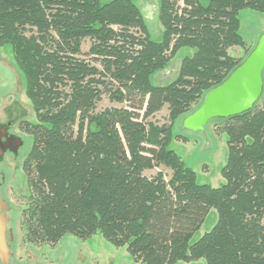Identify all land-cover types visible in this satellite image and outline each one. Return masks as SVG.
<instances>
[{
  "label": "trees",
  "instance_id": "1",
  "mask_svg": "<svg viewBox=\"0 0 264 264\" xmlns=\"http://www.w3.org/2000/svg\"><path fill=\"white\" fill-rule=\"evenodd\" d=\"M245 8L264 12V0H159L154 41L133 0H0V46L12 45L36 116L19 124L33 139L31 242L99 231L139 264H264V70L256 103L219 119L223 183H198L168 147L174 122L242 62L229 49L245 47ZM181 48L193 52L176 77L153 84ZM103 97L118 106L98 109ZM212 209L214 225L192 241Z\"/></svg>",
  "mask_w": 264,
  "mask_h": 264
},
{
  "label": "rangeland",
  "instance_id": "2",
  "mask_svg": "<svg viewBox=\"0 0 264 264\" xmlns=\"http://www.w3.org/2000/svg\"><path fill=\"white\" fill-rule=\"evenodd\" d=\"M133 2L144 17L151 39L160 40L163 29L158 18L159 0ZM238 18V31L245 42V47H231L229 53L235 57L245 58L259 36L264 33V12L245 8L240 10ZM88 46V41H85L82 49L87 50ZM192 52L190 48L179 49L170 62L151 75V82L153 84L171 82L178 73L182 58ZM209 90L202 94L198 104ZM198 104L174 122L168 147L178 154L184 166L195 172L198 183L216 187L224 181L220 170L228 155L226 135L219 133L222 125L218 124L221 122L220 118L210 119L203 129L198 131L183 127V118L195 110ZM116 106L118 103L103 97L98 109ZM166 119L167 108L164 107L155 115L154 120L161 124ZM22 121L35 122L36 116L27 93L26 74L16 61L12 45L7 43L0 46V129L4 127L12 137H15L17 145L13 152L8 150L0 156V197L10 208L7 213L9 218L7 228L11 229L12 240L9 239L8 233L6 235L13 256L9 264H139L133 261L125 247L113 246L103 239L99 231L85 240L67 234L55 245L29 240L27 217L30 216L28 209L32 201V192L23 171V163L33 139L19 128ZM160 169L168 179L171 171L165 167ZM156 171L157 169L149 170L147 174L152 175ZM215 221L216 212L212 209L201 227L194 233L192 241L209 231ZM176 264H205V261L203 259L179 261Z\"/></svg>",
  "mask_w": 264,
  "mask_h": 264
},
{
  "label": "water",
  "instance_id": "3",
  "mask_svg": "<svg viewBox=\"0 0 264 264\" xmlns=\"http://www.w3.org/2000/svg\"><path fill=\"white\" fill-rule=\"evenodd\" d=\"M263 69L264 33L229 76L207 92L200 106L183 118V127L192 131L202 130L210 119L226 118L250 109L259 99L263 89ZM2 143L0 138V156L5 150ZM9 209L8 204L0 197V264H9L13 256L6 235L8 233L9 239L12 240L11 229L7 228Z\"/></svg>",
  "mask_w": 264,
  "mask_h": 264
},
{
  "label": "flooded vegetation",
  "instance_id": "4",
  "mask_svg": "<svg viewBox=\"0 0 264 264\" xmlns=\"http://www.w3.org/2000/svg\"><path fill=\"white\" fill-rule=\"evenodd\" d=\"M1 131H2V133H0L1 134L0 138H1L2 142H3L2 144L4 145V147L6 146V151L5 152H7L8 150L13 152L14 147L16 146V139H15V137H12L6 131V129L4 127H2L0 129V132ZM12 141H14V142L12 143Z\"/></svg>",
  "mask_w": 264,
  "mask_h": 264
},
{
  "label": "bare ground",
  "instance_id": "5",
  "mask_svg": "<svg viewBox=\"0 0 264 264\" xmlns=\"http://www.w3.org/2000/svg\"><path fill=\"white\" fill-rule=\"evenodd\" d=\"M254 46H255V45H254ZM253 48H254V47H253ZM253 48H252V49H253ZM252 49H251V50H252ZM251 50H250V51H251ZM249 53H250V52H249ZM249 53H248V54H249ZM248 54H247V55H248ZM263 70H264V69H263ZM262 73H263V72H262ZM216 86H217V85H216ZM214 87H215V86H214ZM214 87H213V88H214ZM213 88H211V89H213ZM211 89H210V90H211ZM210 90H209V91H210ZM262 90H263V89H262ZM209 91H208V92H209ZM261 93H262V92H261ZM206 94H207V93H206ZM206 94H205V95H206ZM259 97H260V96H259ZM202 100H203V99H202ZM201 102H202V101H201ZM200 104H201V103H200ZM200 104H199V106H200ZM199 106H197V108H198ZM193 111H194V110H193ZM213 119H214V118H213ZM208 121H209V120H208ZM208 121H207V122H208ZM4 148H5V150H4V153H5V151H6V146H5ZM4 153H3V154H4ZM11 250H12V249H11Z\"/></svg>",
  "mask_w": 264,
  "mask_h": 264
}]
</instances>
